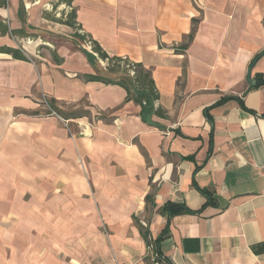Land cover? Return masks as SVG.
Here are the masks:
<instances>
[{
    "label": "crops",
    "instance_id": "1",
    "mask_svg": "<svg viewBox=\"0 0 264 264\" xmlns=\"http://www.w3.org/2000/svg\"><path fill=\"white\" fill-rule=\"evenodd\" d=\"M71 9L157 101L83 78L106 61L52 19ZM0 21L29 34L0 33L29 58L0 52V264H144L137 221L171 264H264V0H6Z\"/></svg>",
    "mask_w": 264,
    "mask_h": 264
},
{
    "label": "trees",
    "instance_id": "2",
    "mask_svg": "<svg viewBox=\"0 0 264 264\" xmlns=\"http://www.w3.org/2000/svg\"><path fill=\"white\" fill-rule=\"evenodd\" d=\"M73 0H59V2H63L67 5H70ZM6 5V0H0V7H4ZM63 16V15H62ZM54 21L60 22L62 24H66L74 29V35L77 39L84 42H90L91 51L96 53L97 57L101 60L106 61L105 71L102 73L96 74H84L83 78L87 81H101L106 84H117L123 87L126 90L125 100H133L139 103L142 107V111L151 105L153 102L157 101L159 98L158 91L155 87L154 81L151 76L150 70L143 67L141 63H136L131 61L127 57H118V56H109L100 45L92 40L88 35L80 32L79 24L76 22V16L74 9H71L64 17L54 18ZM0 33L2 35L10 34V35H19L20 37L29 36L28 33L24 32L23 28L19 29H10L5 23L0 21ZM32 36V35H31ZM0 52L8 53L13 58L21 59L28 61V56L24 54L22 49L17 47L10 46H0ZM260 54L256 55L252 62L253 63ZM53 60L55 62H60V58L53 52ZM133 70V75H130V70ZM264 84V81H258L257 85ZM230 98V97H228ZM241 103V101H240ZM50 104V102H49ZM51 105V104H50ZM241 105H243L241 103ZM162 112L160 109L156 110V113ZM196 171V169H195ZM201 192H205L201 190ZM150 196V195H149ZM149 196L146 199H149ZM175 203H167L165 205V209L169 210L171 214L173 211L171 210L172 206H175ZM181 212L184 213H193L195 211L187 208L186 206L180 205ZM141 236L145 240L147 246L152 245V254H147L144 258L145 264H158L159 262H165L167 264H171L167 257H165L161 251L160 244L163 240L166 232L163 231L160 235L152 239L147 231V229L143 228V226L136 222Z\"/></svg>",
    "mask_w": 264,
    "mask_h": 264
},
{
    "label": "built area",
    "instance_id": "3",
    "mask_svg": "<svg viewBox=\"0 0 264 264\" xmlns=\"http://www.w3.org/2000/svg\"><path fill=\"white\" fill-rule=\"evenodd\" d=\"M87 46H88L89 49H91L89 41L87 42ZM130 75H133V70L132 69L130 70ZM42 101H43V104H44L45 108L49 111V113L59 117L57 112L50 106L49 100L46 99L45 96L42 97ZM262 173H263V176H264V166H262ZM149 248H151V245L149 246Z\"/></svg>",
    "mask_w": 264,
    "mask_h": 264
},
{
    "label": "rangeland",
    "instance_id": "4",
    "mask_svg": "<svg viewBox=\"0 0 264 264\" xmlns=\"http://www.w3.org/2000/svg\"><path fill=\"white\" fill-rule=\"evenodd\" d=\"M61 17H63V16L61 15L59 18H61ZM30 37H31V36H30ZM75 39H77V38H75ZM77 40H78V41H76V45H77V48L80 49L81 43L84 44L85 42H84V41L79 42V39H77ZM25 41H27V40H25ZM43 47H45V46L41 45V46L38 47V49H39V50H42ZM41 52H44V50H42ZM152 249H153L152 247L149 248L148 251H147V254L151 255V254H152ZM144 264H145V263H144ZM158 264H162V263L159 262Z\"/></svg>",
    "mask_w": 264,
    "mask_h": 264
}]
</instances>
